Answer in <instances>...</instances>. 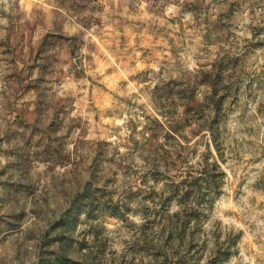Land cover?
Returning <instances> with one entry per match:
<instances>
[{"label": "rangeland", "instance_id": "374dc122", "mask_svg": "<svg viewBox=\"0 0 264 264\" xmlns=\"http://www.w3.org/2000/svg\"><path fill=\"white\" fill-rule=\"evenodd\" d=\"M0 264H264V0H0Z\"/></svg>", "mask_w": 264, "mask_h": 264}, {"label": "trees", "instance_id": "16d2710c", "mask_svg": "<svg viewBox=\"0 0 264 264\" xmlns=\"http://www.w3.org/2000/svg\"><path fill=\"white\" fill-rule=\"evenodd\" d=\"M211 166H212V169H217L218 168V166L216 165L215 162H213L211 164ZM198 180H199V178H195L194 177V181L192 182V185L188 184V188L184 189L182 191V193L180 192L181 193L180 196L181 197H185V196L188 197L191 194L195 193L197 191V188H198V186L196 185V182ZM172 191H173V193L175 192V194H177L180 190H179L178 186H176Z\"/></svg>", "mask_w": 264, "mask_h": 264}]
</instances>
